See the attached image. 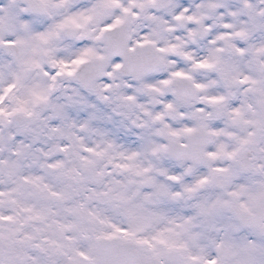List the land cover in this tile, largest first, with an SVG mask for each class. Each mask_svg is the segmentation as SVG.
<instances>
[{"label":"snow or ice","instance_id":"6c2138e0","mask_svg":"<svg viewBox=\"0 0 264 264\" xmlns=\"http://www.w3.org/2000/svg\"><path fill=\"white\" fill-rule=\"evenodd\" d=\"M0 264H264V0H0Z\"/></svg>","mask_w":264,"mask_h":264}]
</instances>
